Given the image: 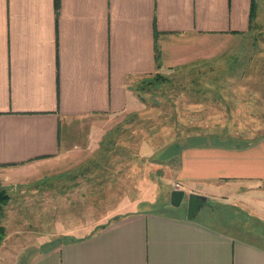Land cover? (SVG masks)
Instances as JSON below:
<instances>
[{
  "label": "crops",
  "instance_id": "1",
  "mask_svg": "<svg viewBox=\"0 0 264 264\" xmlns=\"http://www.w3.org/2000/svg\"><path fill=\"white\" fill-rule=\"evenodd\" d=\"M253 3L251 10V0H0V186L10 195L2 225L8 234V216L16 214L20 228H28L11 211L17 200L16 206L27 204L34 220L48 213L40 225L45 237L55 238H45L46 246L23 264H264L263 244L173 210L126 208L85 234L68 237L65 229L59 231V220H67L66 201L54 199L53 188L16 181L37 178L41 169L57 174L71 167L61 158V128L68 119L123 113L134 100L138 78L191 58L213 59L214 52L209 57L181 45L166 63L171 37L247 39L258 17ZM228 82L223 91H249L243 79ZM234 109L216 106L225 123H239ZM218 138L209 144L199 139L180 150L166 206H171V189L179 188L208 200L234 195L264 218V132ZM15 182L20 190L12 199Z\"/></svg>",
  "mask_w": 264,
  "mask_h": 264
},
{
  "label": "rangeland",
  "instance_id": "2",
  "mask_svg": "<svg viewBox=\"0 0 264 264\" xmlns=\"http://www.w3.org/2000/svg\"><path fill=\"white\" fill-rule=\"evenodd\" d=\"M255 11L258 17L244 40L220 38L223 35L200 37L202 34L197 33L171 37L165 49L166 63H170L172 50L178 51L181 45L207 56L214 52L213 59L191 58L138 78L134 100L123 113L71 118L62 125L61 158L71 167L57 174L41 169L39 179L32 175L16 177L17 182L26 181L39 190L53 188V198L66 201L62 210L68 212L67 220H59V231L65 229L68 237L81 236L112 214L137 206L186 215L185 198L175 209L166 206L180 150L199 139L204 144L219 142L218 137L223 139L226 133L241 137L264 132V123L258 121L264 120V0H256ZM175 44L178 46L173 48ZM222 72L228 75L222 77ZM241 72L246 75L242 77ZM217 78L219 84L214 85ZM230 80L249 83V91H223ZM224 99L227 101L222 102ZM240 105L248 108L237 112ZM216 106L235 108L233 119L239 123H225L226 117L216 111ZM221 119L224 123H215ZM17 182L9 189L12 199L20 190ZM233 196L211 197V208L202 207L196 218L264 245L263 215ZM126 200L141 203L123 204ZM16 202L11 211L20 214L28 228H20L16 214L8 216L10 226L7 224L8 234L0 244V264H23L35 250L46 246L45 238L55 239L45 237L44 225H40L48 213L34 220L27 204L16 206ZM209 210L212 215L204 214ZM49 227L54 231L51 224ZM14 231L17 234H10Z\"/></svg>",
  "mask_w": 264,
  "mask_h": 264
},
{
  "label": "water",
  "instance_id": "3",
  "mask_svg": "<svg viewBox=\"0 0 264 264\" xmlns=\"http://www.w3.org/2000/svg\"><path fill=\"white\" fill-rule=\"evenodd\" d=\"M186 199V218L187 219H194L196 214L199 210L204 207L208 206L211 207V204L208 198L204 195L196 194V193H189L188 195L185 194L184 190L179 188L171 189L169 193V204L173 207H179L183 201Z\"/></svg>",
  "mask_w": 264,
  "mask_h": 264
},
{
  "label": "trees",
  "instance_id": "4",
  "mask_svg": "<svg viewBox=\"0 0 264 264\" xmlns=\"http://www.w3.org/2000/svg\"><path fill=\"white\" fill-rule=\"evenodd\" d=\"M252 2V6H251V10L254 7V3L253 0H251ZM10 199V195L8 194V192L6 191L5 188L0 187V244L3 241L4 235H5V228L2 225V220H3V214H4V208L6 206V204L9 202Z\"/></svg>",
  "mask_w": 264,
  "mask_h": 264
},
{
  "label": "built area",
  "instance_id": "5",
  "mask_svg": "<svg viewBox=\"0 0 264 264\" xmlns=\"http://www.w3.org/2000/svg\"><path fill=\"white\" fill-rule=\"evenodd\" d=\"M174 186H175V187H179L178 183H175Z\"/></svg>",
  "mask_w": 264,
  "mask_h": 264
}]
</instances>
